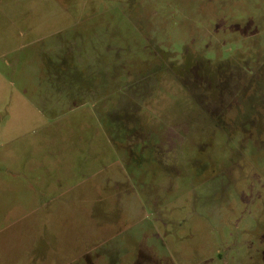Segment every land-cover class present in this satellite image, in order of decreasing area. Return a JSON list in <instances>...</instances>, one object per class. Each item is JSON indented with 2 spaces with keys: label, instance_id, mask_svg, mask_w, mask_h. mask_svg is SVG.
I'll list each match as a JSON object with an SVG mask.
<instances>
[{
  "label": "rangeland",
  "instance_id": "rangeland-1",
  "mask_svg": "<svg viewBox=\"0 0 264 264\" xmlns=\"http://www.w3.org/2000/svg\"><path fill=\"white\" fill-rule=\"evenodd\" d=\"M0 264H264V0H0Z\"/></svg>",
  "mask_w": 264,
  "mask_h": 264
}]
</instances>
